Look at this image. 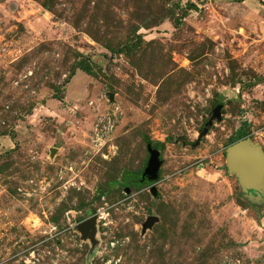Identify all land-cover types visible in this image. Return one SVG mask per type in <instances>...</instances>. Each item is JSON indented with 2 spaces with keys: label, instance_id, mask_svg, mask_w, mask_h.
Here are the masks:
<instances>
[{
  "label": "rangeland",
  "instance_id": "rangeland-1",
  "mask_svg": "<svg viewBox=\"0 0 264 264\" xmlns=\"http://www.w3.org/2000/svg\"><path fill=\"white\" fill-rule=\"evenodd\" d=\"M238 129L264 152V0H0V264H264Z\"/></svg>",
  "mask_w": 264,
  "mask_h": 264
},
{
  "label": "water",
  "instance_id": "water-1",
  "mask_svg": "<svg viewBox=\"0 0 264 264\" xmlns=\"http://www.w3.org/2000/svg\"><path fill=\"white\" fill-rule=\"evenodd\" d=\"M222 104L217 103L211 114V119L219 116ZM148 157L141 172V181L152 183L157 178V172L161 160L159 150L146 143ZM226 167L229 172L236 176V179L245 196L251 198L259 196L264 186V152L260 144L249 136L237 139L228 144L225 148ZM150 193L156 195V189L151 184ZM95 216H91L79 222L76 226L81 237H87L94 227ZM154 216L147 218V223L151 224Z\"/></svg>",
  "mask_w": 264,
  "mask_h": 264
},
{
  "label": "trees",
  "instance_id": "trees-1",
  "mask_svg": "<svg viewBox=\"0 0 264 264\" xmlns=\"http://www.w3.org/2000/svg\"><path fill=\"white\" fill-rule=\"evenodd\" d=\"M78 68L86 73H91L90 65L89 64H80ZM247 136V133L238 129L234 134H232L229 138V144L236 141L237 139L243 138Z\"/></svg>",
  "mask_w": 264,
  "mask_h": 264
}]
</instances>
